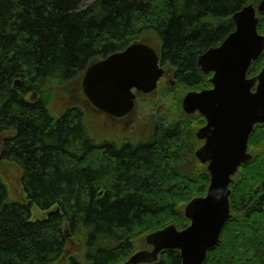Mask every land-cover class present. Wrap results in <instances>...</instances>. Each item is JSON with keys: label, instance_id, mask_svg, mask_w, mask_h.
I'll list each match as a JSON object with an SVG mask.
<instances>
[{"label": "trees", "instance_id": "1", "mask_svg": "<svg viewBox=\"0 0 264 264\" xmlns=\"http://www.w3.org/2000/svg\"><path fill=\"white\" fill-rule=\"evenodd\" d=\"M260 1L0 0V158L20 169L25 194L12 199L0 170V264H122L147 233L190 224L184 207L205 194L210 174L195 155L205 117L186 114L182 99L212 86L199 55L235 29V12ZM149 31L174 71L170 92L183 90L177 124H153L149 140L99 143L80 106L51 113L57 83ZM263 64L264 52L249 75ZM249 149L231 185L233 216L204 264H264V124ZM33 204L46 215L33 219ZM181 263L180 250L167 249L150 264Z\"/></svg>", "mask_w": 264, "mask_h": 264}, {"label": "water", "instance_id": "2", "mask_svg": "<svg viewBox=\"0 0 264 264\" xmlns=\"http://www.w3.org/2000/svg\"><path fill=\"white\" fill-rule=\"evenodd\" d=\"M257 7L246 5L233 15L234 31L223 42L202 53L198 63L204 73L213 72V86L187 92L182 101L185 113L198 111L207 122L196 135L204 143L196 150L202 162H209L210 185L205 196H196L184 212L191 224L179 230L175 224L145 236L152 249L136 250L123 264H149L164 249H180L181 264H204L208 251L219 244L230 219V185L239 167L249 162L248 142L254 126L264 123V67L248 76L251 65L264 51V34L258 30ZM154 45L137 41L126 49L93 61L82 78L88 102L114 117L133 112L137 93L149 94L158 87L166 70ZM20 81L17 80V84Z\"/></svg>", "mask_w": 264, "mask_h": 264}, {"label": "rangeland", "instance_id": "3", "mask_svg": "<svg viewBox=\"0 0 264 264\" xmlns=\"http://www.w3.org/2000/svg\"><path fill=\"white\" fill-rule=\"evenodd\" d=\"M154 32V31H153ZM149 31L139 38V40H148L159 49V37L157 34ZM264 65V64H263ZM167 69H173L165 65ZM81 75V74H80ZM78 75L76 78L57 83L53 97L49 101L51 113L58 116L62 110L78 105L85 113V123L91 136L99 143L104 141H114L119 144L124 141L139 142L149 140L152 134L153 124L164 122L166 125H174L178 123V107L180 109L181 99H179L183 90L179 86V93L174 91V94L169 89L173 86L164 76L160 81L159 87L152 93L145 94L143 92L137 93L136 106L128 116L124 118H115L102 111H97L95 108L90 107L86 101L81 98V78L83 74ZM176 85V83H175ZM178 85V84H177ZM59 89V90H58ZM64 91V93L62 92ZM76 95H80L79 99H74ZM83 96V95H82ZM82 103H81V102ZM197 129V124H194V130ZM151 131V132H150ZM150 132V133H149ZM0 138L1 137L0 135ZM255 149V144L252 141ZM194 145H192L193 147ZM0 170L8 183L10 197L16 200H24L25 194L21 187V171L16 165L6 164L0 162ZM243 171L240 177H243ZM45 212L39 208L38 205L32 206V218L37 219L45 216ZM246 231L243 228V232ZM240 233V232H239ZM137 247L142 245L140 242L136 244ZM84 247V245H83ZM141 247V246H140ZM141 249V248H140ZM52 264H64L62 261H56Z\"/></svg>", "mask_w": 264, "mask_h": 264}, {"label": "flooded vegetation", "instance_id": "4", "mask_svg": "<svg viewBox=\"0 0 264 264\" xmlns=\"http://www.w3.org/2000/svg\"><path fill=\"white\" fill-rule=\"evenodd\" d=\"M168 81H171V77L169 75L166 76Z\"/></svg>", "mask_w": 264, "mask_h": 264}]
</instances>
